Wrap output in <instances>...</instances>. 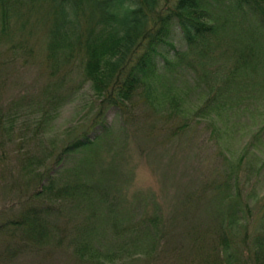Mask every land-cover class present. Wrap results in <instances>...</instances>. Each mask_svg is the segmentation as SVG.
<instances>
[{"label":"trees","instance_id":"16d2710c","mask_svg":"<svg viewBox=\"0 0 264 264\" xmlns=\"http://www.w3.org/2000/svg\"><path fill=\"white\" fill-rule=\"evenodd\" d=\"M175 26L185 45L181 50L171 39ZM215 59L232 64L197 116L230 106L235 98L230 92L233 85L257 62H264V0H0V161L8 157L6 148L13 144L15 156L27 161L26 169L35 164L45 168L35 175L38 188L21 203L23 207L0 220V240L5 245L16 237L24 241L6 259L27 248L55 250L64 243L79 264H119L138 256L146 264H189L196 252L199 264H264V216L257 229L245 226L243 247L222 233L238 221L234 206L245 201L235 180L236 188H228L234 177L215 183L225 187L219 190V204L229 201L230 207L215 214L221 230L219 246L213 245L212 253L202 244L197 212L191 224L181 228L173 213L165 219L160 211H147L138 204L143 212L136 219L123 210L118 195L105 192L106 186L95 194L99 187L95 179L63 178L61 168L67 160L108 131L104 108L125 115L141 90L151 98L161 61L171 70L181 62L194 67ZM34 67L37 75L30 78L34 83L43 79V84L37 91L19 94L5 112L2 91L16 84L22 70ZM85 83L99 98V107L90 129L60 148L53 160L55 167L51 162L44 165L45 156L34 161L17 149L13 128L20 111L27 108L29 114H39L37 134L36 128L52 120L57 108ZM171 103L174 112H179V103ZM196 195L190 192L182 202L187 211L192 201L205 197L202 192ZM244 207L251 215V209Z\"/></svg>","mask_w":264,"mask_h":264},{"label":"rangeland","instance_id":"374dc122","mask_svg":"<svg viewBox=\"0 0 264 264\" xmlns=\"http://www.w3.org/2000/svg\"><path fill=\"white\" fill-rule=\"evenodd\" d=\"M171 39L180 50L185 48L176 26ZM39 43L41 38L37 40ZM38 55L36 62L39 63L41 55ZM163 64L161 61L160 77L151 98L141 90L132 98L125 115L116 109H103L108 131L100 133L91 145L67 160L61 168L62 173L65 172L63 178L95 179L99 186L95 194L106 186L105 192L118 195L123 210L136 219L143 212L137 209L138 204L147 211H160L165 219L173 213L178 224L183 225L181 228L189 226L197 212L195 220L203 233L202 244L212 253V246H219L221 230L216 226L218 217L215 214L221 208L230 207L229 201L223 206L219 204V190L225 187L219 188L215 183L227 180L228 176L234 177L227 180L228 188L235 189L237 182L243 191L241 201H245L234 206L238 221L233 227H225L222 233L243 247L245 226L250 231L257 229L264 216V62H257L252 71L233 85L230 92L235 98L229 101L230 106L212 108L203 116H197V110L225 79L232 62L215 59L194 67L181 62L171 70ZM36 75L35 67L25 73L22 70L16 84L10 85L6 93L2 91L7 106L5 112L10 110V104L19 94L29 93L30 89L39 90L43 79L34 83L30 78ZM171 101L179 103V112H174ZM99 103L89 83H85L57 108L52 120L36 128L37 134L34 128L39 114H29L27 108L20 111L13 128L17 149L20 147L24 155L32 156L34 161L45 156L44 165L50 162L54 165L60 148L80 136L83 130L90 129ZM6 150L8 157L0 161L1 221L23 207L21 203L38 188L35 175L45 169L36 164L26 169L27 161L24 156H15L13 144ZM190 192H195L196 197L202 192L205 197L199 202L192 201L187 211L182 202ZM244 205L251 209V215L247 216ZM97 207L102 209L103 204L97 201ZM23 242L16 237L5 245L0 240V261L9 258L10 250L19 243L24 245ZM62 245L55 250L27 248L1 264H79L71 248ZM199 260L196 252L189 264H199ZM119 264L146 262L138 256Z\"/></svg>","mask_w":264,"mask_h":264}]
</instances>
